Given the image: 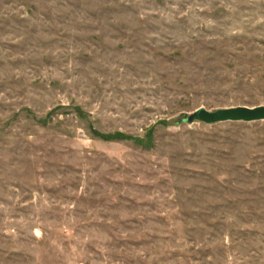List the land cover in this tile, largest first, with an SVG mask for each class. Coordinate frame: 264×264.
<instances>
[{
    "label": "rangeland",
    "instance_id": "374dc122",
    "mask_svg": "<svg viewBox=\"0 0 264 264\" xmlns=\"http://www.w3.org/2000/svg\"><path fill=\"white\" fill-rule=\"evenodd\" d=\"M264 0H0V264H264Z\"/></svg>",
    "mask_w": 264,
    "mask_h": 264
},
{
    "label": "water",
    "instance_id": "95a60500",
    "mask_svg": "<svg viewBox=\"0 0 264 264\" xmlns=\"http://www.w3.org/2000/svg\"><path fill=\"white\" fill-rule=\"evenodd\" d=\"M200 121L207 125H214L219 123H259L264 122V107L258 108H237L219 110L217 112H208L207 110H201L196 114L188 117L182 123L192 124Z\"/></svg>",
    "mask_w": 264,
    "mask_h": 264
}]
</instances>
